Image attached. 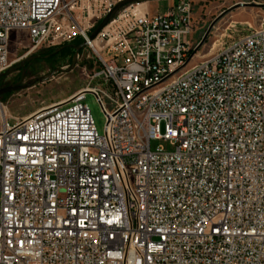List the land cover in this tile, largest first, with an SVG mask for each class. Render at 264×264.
I'll list each match as a JSON object with an SVG mask.
<instances>
[{
	"label": "built area",
	"instance_id": "2783aa9c",
	"mask_svg": "<svg viewBox=\"0 0 264 264\" xmlns=\"http://www.w3.org/2000/svg\"><path fill=\"white\" fill-rule=\"evenodd\" d=\"M83 1L0 0V74L13 32L39 45ZM94 1L105 14L125 0ZM107 28L106 56L89 44L97 82L1 121L0 264H264V25L217 45L219 61L139 112L136 88L197 52L195 1L154 14L130 4ZM87 93L106 114L103 135ZM152 139L175 149L152 150Z\"/></svg>",
	"mask_w": 264,
	"mask_h": 264
},
{
	"label": "rangeland",
	"instance_id": "374dc122",
	"mask_svg": "<svg viewBox=\"0 0 264 264\" xmlns=\"http://www.w3.org/2000/svg\"><path fill=\"white\" fill-rule=\"evenodd\" d=\"M152 1L138 0L130 4L137 6V9L143 13L149 12V3H153V12L163 13L175 0ZM194 1L196 28L190 38L195 43L200 42L209 29L210 32L187 67L199 63L203 59L202 54L213 52L214 42L216 47L219 44L230 42L244 35L250 29L258 28L264 22V7L245 5V3L264 4V0ZM89 4L92 8L88 15L84 7L86 8ZM99 5L100 1L84 0L68 15L57 19L52 35L39 45L33 43L25 32L12 33L9 66L0 74V89L11 86L20 88L0 95V127L4 108L8 110V117L11 119L22 118L42 108L69 99L76 92L86 88L91 81L93 84L97 82L96 79H91V75L93 71L99 69V60L94 48L89 45L90 42L88 43L86 39H90L91 34L109 13L95 12L93 9L99 8ZM122 9L123 7L114 14L111 20L120 14ZM111 20L91 40L105 56L108 51L103 47L106 45L108 37L104 33ZM79 27L87 35L86 38ZM86 41L87 43L77 52V47ZM75 55L74 66L70 69ZM58 68H63V70L54 72L43 82L40 81ZM33 79L38 80L32 83ZM84 103L91 111L98 134L103 135L107 119L99 100L93 93H87ZM104 103L109 110L113 109L109 99L105 98ZM10 122L14 123V120ZM150 146L152 150L159 147L165 151L175 149L170 141L164 139H152Z\"/></svg>",
	"mask_w": 264,
	"mask_h": 264
},
{
	"label": "bare ground",
	"instance_id": "6f19581e",
	"mask_svg": "<svg viewBox=\"0 0 264 264\" xmlns=\"http://www.w3.org/2000/svg\"><path fill=\"white\" fill-rule=\"evenodd\" d=\"M262 24L264 25V22ZM86 40L88 41V43L90 42L89 44L91 46H93V42H91L89 38H87ZM215 48H216V43L214 42L212 49ZM211 53L212 52H207L205 54H202L203 59L199 63L194 64L193 66L190 67L187 66L194 55L187 57V60L183 62V64L178 66L175 69L174 73H168L164 79L154 81L153 83H145L142 86H138L135 92L133 93V95L130 96L129 109H131L132 112H139V107L144 97H148L149 95H157L159 92H161V90H170L175 83L182 82L183 80L188 78L189 75H195L198 66L210 67L212 63L220 60V52H213L212 54ZM63 101H60L58 103H62ZM53 106L54 104L42 108L38 111H52ZM8 116H9V112L6 108H4L1 116L2 121H8V123H11L10 121L14 120L15 123V119H11V117ZM29 116L30 115L25 117H29ZM20 131H28V121L20 122ZM96 146H103V138H96Z\"/></svg>",
	"mask_w": 264,
	"mask_h": 264
},
{
	"label": "water",
	"instance_id": "95a60500",
	"mask_svg": "<svg viewBox=\"0 0 264 264\" xmlns=\"http://www.w3.org/2000/svg\"><path fill=\"white\" fill-rule=\"evenodd\" d=\"M135 1H138V0H125V1H123V2H120V3H118L109 13H108V15L103 19V21L100 23V25L95 29V31L91 34V36H90V40H93L95 37H96V35L100 32V30L105 26V25H107L108 23H109V21L111 20V18L114 16V14L121 8V7H124L125 5H127V4H130V3H133V2H135ZM245 5H253V6H260V7H264V4H257V3H255V4H251V3H245ZM213 26V25H212ZM210 32V29L208 30V33ZM207 33V34H208ZM207 34L203 37V39L199 42V44L197 45V47H196V49H195V51H194V53L196 52V51H198L199 50V48L204 44V41H205V38H206V36H207ZM87 43V41L86 42H84V43H82L81 45H79L78 47H77V52H78V50L82 47V46H84L85 44ZM77 54V53H76ZM75 58H76V55H75V57H74V61H73V64L71 65V67H70V69H72V67L74 66V62H75ZM69 69V70H70ZM58 70H63V68H58V69H56L55 71H53V72H51V73H49L48 75H46L43 79H40V81H45L46 79H48L49 77H51L53 74H54V72H56V71H58ZM38 79H33L31 82L32 83H34V82H36ZM18 88H20V87H17V86H11V87H6V88H3V89H0V95L2 94V93H4V92H7V91H10V90H15V89H18Z\"/></svg>",
	"mask_w": 264,
	"mask_h": 264
},
{
	"label": "crops",
	"instance_id": "0c3cea01",
	"mask_svg": "<svg viewBox=\"0 0 264 264\" xmlns=\"http://www.w3.org/2000/svg\"><path fill=\"white\" fill-rule=\"evenodd\" d=\"M153 1H154V0H153ZM153 1H152V2H153ZM175 1H176V0H175ZM175 1H174V2H175ZM173 4H174V3H173ZM153 7H154L153 3H149V7H148V8H149V13H152V14L156 13V12H153ZM157 13H158V12H157Z\"/></svg>",
	"mask_w": 264,
	"mask_h": 264
}]
</instances>
